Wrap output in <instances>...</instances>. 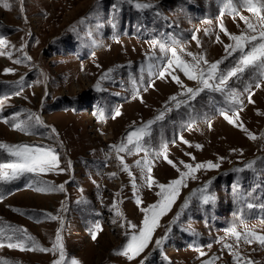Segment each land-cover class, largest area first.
Instances as JSON below:
<instances>
[{
  "label": "rangeland",
  "instance_id": "374dc122",
  "mask_svg": "<svg viewBox=\"0 0 264 264\" xmlns=\"http://www.w3.org/2000/svg\"><path fill=\"white\" fill-rule=\"evenodd\" d=\"M6 2L9 8L0 0V39L6 41L0 46L5 53L0 55V141L52 148L63 171L26 173L10 183H0V227L9 234L12 227L26 229L45 248L52 247L57 229H61L67 264L71 258L81 264H140L144 257H148L145 264H203L206 260L238 264L232 253L241 257L239 264L246 260L264 264V246L243 240L237 246L228 233L232 226L243 233L246 226L264 235V82L251 69L228 81L229 89H235L243 101L237 123L257 137L253 140L221 114L228 110L235 119L232 109L236 106L227 91L205 90L177 108L170 97L175 95L178 101L187 97L180 95L185 89L172 76L187 88L198 87L197 82L188 80L179 69H170L164 79L158 78L163 64L158 59L163 55L159 43L171 47L178 41L177 53L188 62L192 59L188 52L203 54L209 62L226 56L224 46L233 43L219 29L226 0ZM136 3L153 7L137 9ZM234 5L241 15L256 21L242 0H234ZM223 24L229 33L237 35L246 27L239 16L234 19L230 14L223 15ZM193 34L200 46L192 39ZM217 35L222 42L216 41ZM153 41L158 43L154 46ZM234 63L233 57L225 59L219 66L221 72ZM110 68L114 69L110 78L101 80ZM5 69L13 71L5 74ZM98 82L100 90L96 88ZM256 83H260L259 88ZM246 89L253 93L254 103H248ZM117 109L121 115L113 119ZM161 111L166 113L164 120L152 125L151 134L145 137L149 158L166 145L168 158L181 171L187 169L180 161L193 165L212 161L220 166L198 171L196 179H188L187 187H180L171 209L160 217L152 243L140 256L128 260L115 255L114 250L129 239L125 235L133 231L129 222L137 230L142 225L145 213L140 208L156 203L159 189H149L136 166L144 151L120 154L130 168L129 175L109 146L119 144L129 131ZM29 113L39 115L43 125L28 121ZM5 119L9 122L4 123ZM17 123L32 126L24 131L13 127ZM181 136L192 147L183 143ZM10 159L0 150V162ZM253 160V169L245 168ZM237 168L245 170L237 172ZM179 174L162 157L154 160L152 176L159 183L168 184ZM209 180L212 183L206 192L193 195ZM61 184L63 192L37 190ZM202 195L214 196V200L205 204ZM189 196V207L173 223ZM137 197L142 200L139 206ZM114 201L123 218L111 208ZM47 213L62 217L63 224L49 219ZM169 228L168 238L157 248L155 240ZM0 240L5 244L0 247V264H52L58 258V253L9 248L6 238Z\"/></svg>",
  "mask_w": 264,
  "mask_h": 264
},
{
  "label": "snow or ice",
  "instance_id": "6c2138e0",
  "mask_svg": "<svg viewBox=\"0 0 264 264\" xmlns=\"http://www.w3.org/2000/svg\"><path fill=\"white\" fill-rule=\"evenodd\" d=\"M132 2V0H129ZM22 3V0H21ZM3 6L5 8H9L10 5L3 0ZM137 9H145L153 7L151 4L147 3H136ZM242 6L253 16L256 17V21L253 22L248 17H245L240 14V10L235 7L234 0H226V8L225 11L221 13L219 29L224 33L225 36L228 37L233 43L226 44L225 52L226 56L220 60H216L214 62H209L203 54H195L188 52L187 55L190 56L191 62L185 61L181 58L177 53V47H179L178 41H173V45L175 46H167L164 43H159L160 52L163 54L158 59L163 61L161 65V69L159 71L158 78L164 79L165 74L169 73V70L179 69L184 76L187 77L188 80L196 81L198 87L196 88H187L185 87L180 79L177 76H172V79L180 84L182 88H184V92L180 95L186 96L185 100H177V96L170 97V100L176 102V107L179 108L181 104H187L189 101L194 100L201 92L205 90L217 91V92H228V97L232 104L236 107L232 109L235 119L233 115L228 114V110L222 111V115L224 119L231 125L240 127L243 131L248 133L249 139H257V137L248 132L246 128L243 127L242 123L238 124L237 120L239 119V112L243 111V101L239 99V93L236 92L235 89H229L228 81L232 78L239 79L246 70H255L258 73V76L261 79V82H264V0H242ZM115 7V5H114ZM23 11V9H21ZM230 14L235 19L239 16V19L244 22L245 30H243L240 34H232L229 33L223 24V15ZM83 23V20L80 21ZM75 31V29H73ZM199 31V30H197ZM205 34L207 30H205ZM192 39L196 41L197 46H200V42L197 39L196 35L193 34ZM217 42H222L220 40L219 35L216 36ZM158 42L153 41L154 46ZM6 44L4 39H0V46ZM183 52V48L180 49ZM0 55H5L4 52L0 51ZM10 55V54H9ZM228 57H233L235 63L232 67L228 68L226 72H221L220 65L224 62ZM27 59H31V57H26ZM151 58H155L154 56ZM16 63H20L19 60L15 61ZM5 74L11 73L12 69H5ZM114 71V69H108L105 73L100 77L101 80L109 79L110 74ZM23 81V77H21V81ZM17 82V83H20ZM151 86V85H149ZM255 87L259 88L260 83H256ZM97 90H100L99 82L96 85ZM146 90V89H145ZM249 91V95L247 97L248 103H254L252 100L251 91ZM20 93L17 92L16 95ZM135 98V97H134ZM171 108H167L166 111H171ZM165 111H161L154 119L149 120L143 123L140 127L133 128V130L129 131L122 141L119 144L110 145V150L116 153V158L120 161V164L123 167L124 171L129 172L131 175V171L129 166L125 163L124 157L120 155L121 153L133 154L139 153L141 151L145 152V156L141 160L136 161V166L141 169V172L144 174V181L149 189H153L156 187L159 189L156 192V195L160 197V199L154 203L149 205L147 208H140V211L145 213L144 219L142 221V225L138 228L134 224L129 222V227L133 229L131 232H126L125 235L129 237L126 243L122 245V247L118 250H114L115 255H123L126 256L128 260H133L136 257L140 256L141 253L148 248L149 244L152 243V236L155 229L159 226L158 221L160 217L165 215L172 207L173 203L178 197L180 187H187L186 181L188 179H196L195 173L204 169V170H212L218 169L219 164L214 163L212 161L196 163L195 165L185 163L184 161H180V164L183 165L184 169L187 171H181L180 168L168 158L167 154V146H162L159 152H156L152 158H149V153L147 149L144 148L145 137L151 134L152 125L156 124L158 121H162L165 118ZM19 116V113L15 114ZM121 115L119 109L115 111V115L112 117L113 119L116 116ZM100 118L103 119V113L100 114ZM28 121L33 122L35 125H43V120L41 117L35 113H29ZM4 123H8L7 119L3 120ZM31 124H23L17 123L14 124L13 127L16 129L27 131ZM209 128H211V124H209ZM56 130L53 128L52 132L54 133ZM180 140L192 147L190 142L184 140L183 136L180 137ZM196 148H202L201 145H195ZM0 150H3L7 153V156L10 157V160H5L4 162H0V183H10L20 176L26 173L32 174H40V173H48L51 171H63V169H59V155L52 148H46L42 146H29L27 144H7L5 142L0 141ZM233 151H236L233 149ZM186 155H191L190 153H186ZM163 158L168 164L172 165L176 170L180 173L178 178L169 181L168 184L159 183L152 176V168L154 166V160ZM195 160V157H192ZM223 159L222 157L220 158ZM256 161H249L246 163L245 168L253 169ZM71 163L69 162V167ZM244 168H237L235 171L241 172L244 171ZM116 173H112L111 176H115ZM47 183V182H43ZM212 183L211 180L207 181L203 184V186L199 189L193 191V195L196 192L204 193L207 191L209 185ZM133 188H136L135 178H133ZM38 191H65L64 185L61 184L54 188H38ZM119 195V194H117ZM192 197L189 196L185 199L183 205L181 206V212L177 213L176 218L173 220V223L179 220L181 213L187 209L190 205ZM203 203L207 204L210 200H214V196L202 195ZM137 206L142 204V200L137 197L136 199ZM251 207V205H250ZM111 208L115 210V215L117 217L123 218V213L117 207V203L114 201L111 205ZM47 217L51 220H60L61 225L63 224V218L58 215H53L52 213H47ZM114 223L116 221H113ZM124 225L121 224V227ZM171 232V228L167 230L163 237L155 240V246L160 248L165 240L168 238V233ZM10 233L5 231L4 227H0V238H6L8 240L7 247L19 249L21 251L29 250V251H41V252H52L53 254L58 253V258L54 259L52 264H67L66 262V252L65 246L63 242V237L61 235V229H57L55 240L53 241L51 248H45L40 245V243L36 240V238L30 234H28L26 229L22 228H10ZM228 233L235 238L237 242V246L241 240L244 243L251 244L254 241L258 242L261 246H264V235L256 233L254 230L248 229L245 226V231L243 233L237 230L236 226H232L228 229ZM96 233L92 234V239L96 240ZM0 247H5V244L0 240ZM211 247V245H209ZM225 247L231 249L232 245H225ZM237 260L238 264L241 260V257L238 253H232ZM201 255H205V253H201ZM148 257H144L140 261V264H145V261ZM2 264H12L11 261H3ZM70 264H81V262L75 258H71ZM203 264H213V260H206ZM245 264H256L255 261L246 260Z\"/></svg>",
  "mask_w": 264,
  "mask_h": 264
}]
</instances>
